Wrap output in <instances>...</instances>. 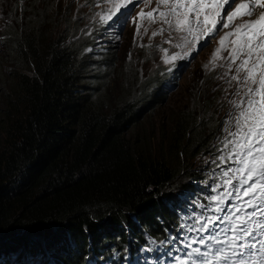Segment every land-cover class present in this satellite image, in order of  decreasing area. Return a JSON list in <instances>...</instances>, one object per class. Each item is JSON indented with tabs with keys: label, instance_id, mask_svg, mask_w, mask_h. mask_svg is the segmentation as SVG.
<instances>
[{
	"label": "trees",
	"instance_id": "16d2710c",
	"mask_svg": "<svg viewBox=\"0 0 264 264\" xmlns=\"http://www.w3.org/2000/svg\"><path fill=\"white\" fill-rule=\"evenodd\" d=\"M11 2L0 31V264H157L201 238L204 210L185 199L211 200L215 179L205 184L194 159L215 144L220 92L197 89L167 127L144 133L142 108L159 102L163 80L149 90L155 74L127 76L125 99L108 97L86 79L77 21L57 33L48 3Z\"/></svg>",
	"mask_w": 264,
	"mask_h": 264
},
{
	"label": "rangeland",
	"instance_id": "374dc122",
	"mask_svg": "<svg viewBox=\"0 0 264 264\" xmlns=\"http://www.w3.org/2000/svg\"><path fill=\"white\" fill-rule=\"evenodd\" d=\"M46 1L38 0L37 5L48 3L46 13L59 21L57 33L65 27L72 29V21H77L75 38L88 37L81 52L88 63L86 79L101 80L108 87L104 92L108 97L125 99L121 84L127 76L136 77L138 82L155 74L149 90L160 80L168 84L159 89L158 103L142 108L144 113L136 128L144 133L167 127L171 114L188 102V107L195 103L197 89L211 85L220 92V104L212 108L220 120L215 144L194 159L204 172L205 184L215 179L209 193L213 203L210 200L201 205L199 197L185 199L189 204L195 201L200 205L208 214V223L214 227L218 217L212 221V211L224 208L226 212L233 204L232 188L243 177L249 162L256 161L253 151L264 134L261 73L264 34L260 30L264 22L253 21L256 12L264 6H252V12L242 14L237 6L242 0L226 10H221L212 0ZM11 4V0H0V31L11 19ZM232 15L239 20L230 27L227 19ZM221 20L224 22L220 23ZM249 26L251 29L247 31ZM109 53L112 62L106 66ZM2 56L1 53L0 62L4 65ZM126 66L129 71H125ZM131 87L133 98L140 88L138 83L130 81L124 90ZM154 134L152 140L157 147L159 137L157 132ZM218 199L219 206L215 203ZM259 255L264 257V250Z\"/></svg>",
	"mask_w": 264,
	"mask_h": 264
},
{
	"label": "bare ground",
	"instance_id": "6f19581e",
	"mask_svg": "<svg viewBox=\"0 0 264 264\" xmlns=\"http://www.w3.org/2000/svg\"><path fill=\"white\" fill-rule=\"evenodd\" d=\"M264 5V4H263ZM261 6V5H260ZM239 20V18L238 17H230V18H228L227 19V21H228V26H230V27H233V25L235 24V22L236 21H238ZM255 20H257V21H261V20H264V9H261V10H259L258 12H257V14L255 15ZM221 22H224V20H221L220 21V23ZM251 29V26H249L248 28H247V30H250ZM264 44V43H263ZM264 47V46H263ZM261 63H262V65H261V73H262V75L264 76V52L262 53V56H261Z\"/></svg>",
	"mask_w": 264,
	"mask_h": 264
}]
</instances>
